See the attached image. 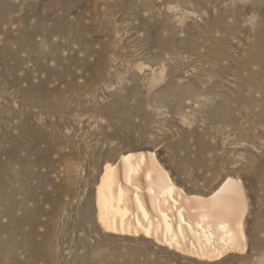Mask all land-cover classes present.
I'll use <instances>...</instances> for the list:
<instances>
[{
    "label": "rangeland",
    "instance_id": "rangeland-1",
    "mask_svg": "<svg viewBox=\"0 0 264 264\" xmlns=\"http://www.w3.org/2000/svg\"><path fill=\"white\" fill-rule=\"evenodd\" d=\"M151 153L240 183L243 252L104 231L105 166ZM0 264H264V0H0Z\"/></svg>",
    "mask_w": 264,
    "mask_h": 264
},
{
    "label": "bare ground",
    "instance_id": "bare-ground-1",
    "mask_svg": "<svg viewBox=\"0 0 264 264\" xmlns=\"http://www.w3.org/2000/svg\"><path fill=\"white\" fill-rule=\"evenodd\" d=\"M118 173L105 166L97 186V218L106 233L141 234L200 260L244 251L247 201L238 181L226 179L206 198L186 196L153 153L123 156Z\"/></svg>",
    "mask_w": 264,
    "mask_h": 264
}]
</instances>
